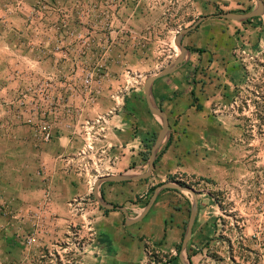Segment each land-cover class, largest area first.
Returning <instances> with one entry per match:
<instances>
[{
  "label": "rangeland",
  "instance_id": "rangeland-1",
  "mask_svg": "<svg viewBox=\"0 0 264 264\" xmlns=\"http://www.w3.org/2000/svg\"><path fill=\"white\" fill-rule=\"evenodd\" d=\"M257 7L256 0H2L0 35L7 63L0 66V164L6 160L7 174L19 171V160L31 156L24 143L36 147L51 126L52 111L68 104L84 107L87 100L112 94L123 88L125 77L141 83L169 69L181 50L167 30L182 33L203 17L249 14ZM204 24L215 25V41L226 46L220 59L240 77L235 75V88L219 105L223 114H215L217 101H212L207 115L212 124L202 139L209 138L203 142L210 146L193 151L215 177L178 181L209 198L206 218L198 225L205 236L192 237L185 257L195 264L191 250L199 254L196 264H264V15ZM137 30L156 31L141 38ZM184 127L187 133L190 121L185 119ZM200 135L194 134L199 144ZM137 224L132 226L140 228ZM13 244L34 253L42 248L33 237L25 245Z\"/></svg>",
  "mask_w": 264,
  "mask_h": 264
},
{
  "label": "crops",
  "instance_id": "crops-1",
  "mask_svg": "<svg viewBox=\"0 0 264 264\" xmlns=\"http://www.w3.org/2000/svg\"><path fill=\"white\" fill-rule=\"evenodd\" d=\"M1 8L2 0L0 15ZM214 27L204 24L185 36L188 56L183 66L153 85L154 102L168 115L170 134L158 151L152 177L100 186L104 202L126 208L130 220L143 214L153 188L183 182L188 176L202 180L215 177L204 157L193 151L210 146V142H203L209 138L202 139L212 124L207 116L212 101H217L215 114L220 115L223 110L219 105L235 88L233 80L240 74L220 59L226 46L215 41ZM137 31L141 38H147L156 30ZM179 32L167 30V38L175 40ZM4 55L7 45L0 35V66L7 63ZM122 83L123 88L112 94L107 91L96 101L87 100L84 107L70 108L68 104L48 114L51 126L36 147L24 143L31 148V156L19 160V171L7 174V162L2 161L0 264H181L175 258L195 199L182 191L163 190L149 214L137 224L140 228H135L127 225L121 210L103 209L94 196L95 184L102 177L145 175L149 152L163 129V122L149 110L145 82L125 77ZM196 103L204 105V111ZM185 119L190 121L187 133ZM196 131L201 134L200 144ZM47 135L51 139L47 140ZM206 197L198 192L193 239L205 236L198 225L207 215ZM28 237L36 238L42 248L34 253L13 244L19 241L25 245ZM190 252L196 264L199 254Z\"/></svg>",
  "mask_w": 264,
  "mask_h": 264
},
{
  "label": "water",
  "instance_id": "water-1",
  "mask_svg": "<svg viewBox=\"0 0 264 264\" xmlns=\"http://www.w3.org/2000/svg\"><path fill=\"white\" fill-rule=\"evenodd\" d=\"M258 3V7L256 10H254L252 13L246 14V13H222L217 16H209V17H203L201 18L196 24H194L192 27L184 30L182 33H180L176 38V45L180 48L181 54L176 60V62L169 68L160 73L159 75H156L154 77L148 78L145 82L144 89H145V95H146V101L149 106V110L152 115L162 119L163 122V129L158 137L157 142L152 148L151 157L149 159V170L145 175L137 176V177H125V176H106L102 177L97 180L95 184V192L94 196L97 202L100 204V206L106 210L114 211V210H121L127 217V225L132 226L134 224H137L141 222L152 210L154 205L156 204L159 194L163 190H175V191H182V192H190L195 199V202L193 204V208L191 211V217L188 224V231L186 233V236L184 238L183 244H182V252L180 255V260L182 264H190L187 260V257H185V254L187 252L189 243L193 237L194 233V227L198 218L199 214V199H198V192L189 186H185L180 183H167L159 188L156 189L150 203L144 210L143 214L138 218L137 220H130L129 218V212L124 207H116L111 204H107L104 202L101 194L99 193V189L102 183L110 182V183H125V182H140V181H146L149 180L154 172V168L156 166L157 157H158V151L166 138L170 134V122L168 115L162 111L154 102L153 97V85L154 83L162 78H165L167 76H170L174 73H176L184 64L187 56H188V49L183 44V39L185 36L191 34L192 32L196 31L205 21L209 19H222V20H231V21H238V22H248L250 20L260 18L264 15V2L263 0H256Z\"/></svg>",
  "mask_w": 264,
  "mask_h": 264
},
{
  "label": "trees",
  "instance_id": "trees-1",
  "mask_svg": "<svg viewBox=\"0 0 264 264\" xmlns=\"http://www.w3.org/2000/svg\"><path fill=\"white\" fill-rule=\"evenodd\" d=\"M251 21V20H250ZM249 22V21H248ZM150 153V152H149ZM175 182V181H174ZM182 183V182H181ZM159 186H161V185H159ZM158 186V187H159ZM158 187H155V188H153L152 190H151V192H154ZM173 191H175V190H173ZM176 192H178V191H176ZM104 209V208H103ZM107 212H109V211H107ZM196 224H197V222H196ZM181 250V248L179 249V251ZM177 261L179 260V256H177L176 258H175Z\"/></svg>",
  "mask_w": 264,
  "mask_h": 264
},
{
  "label": "built area",
  "instance_id": "built-area-1",
  "mask_svg": "<svg viewBox=\"0 0 264 264\" xmlns=\"http://www.w3.org/2000/svg\"><path fill=\"white\" fill-rule=\"evenodd\" d=\"M180 31H182V30H180ZM180 33V32H179ZM47 140H49V139H51V136L50 135H47Z\"/></svg>",
  "mask_w": 264,
  "mask_h": 264
}]
</instances>
